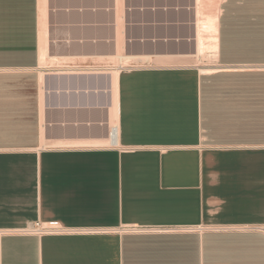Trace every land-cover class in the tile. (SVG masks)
Masks as SVG:
<instances>
[{
  "label": "crops",
  "instance_id": "1",
  "mask_svg": "<svg viewBox=\"0 0 264 264\" xmlns=\"http://www.w3.org/2000/svg\"><path fill=\"white\" fill-rule=\"evenodd\" d=\"M201 1L0 0V264H264V0Z\"/></svg>",
  "mask_w": 264,
  "mask_h": 264
},
{
  "label": "built area",
  "instance_id": "2",
  "mask_svg": "<svg viewBox=\"0 0 264 264\" xmlns=\"http://www.w3.org/2000/svg\"><path fill=\"white\" fill-rule=\"evenodd\" d=\"M24 231L41 235V234L64 233V232H68L69 229L63 226L59 221L49 220V221H34L30 223L24 229Z\"/></svg>",
  "mask_w": 264,
  "mask_h": 264
},
{
  "label": "rangeland",
  "instance_id": "3",
  "mask_svg": "<svg viewBox=\"0 0 264 264\" xmlns=\"http://www.w3.org/2000/svg\"><path fill=\"white\" fill-rule=\"evenodd\" d=\"M201 2L202 16L216 15L219 0H202ZM205 37L206 35L204 36V39H206Z\"/></svg>",
  "mask_w": 264,
  "mask_h": 264
},
{
  "label": "bare ground",
  "instance_id": "4",
  "mask_svg": "<svg viewBox=\"0 0 264 264\" xmlns=\"http://www.w3.org/2000/svg\"><path fill=\"white\" fill-rule=\"evenodd\" d=\"M214 29V28H213ZM202 35V34H201ZM211 35V34H210ZM212 36H216V35H213L212 34ZM199 38H201L200 36H198ZM209 39H210V37H209ZM202 42V41H201ZM113 128H115V127H113ZM116 129H113L112 130V135H111V139H109L110 140V143H115L116 142V131H115Z\"/></svg>",
  "mask_w": 264,
  "mask_h": 264
}]
</instances>
